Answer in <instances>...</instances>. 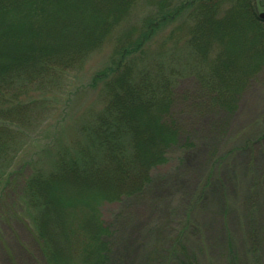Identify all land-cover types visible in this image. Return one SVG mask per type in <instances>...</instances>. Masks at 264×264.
Instances as JSON below:
<instances>
[{"label":"trees","instance_id":"1","mask_svg":"<svg viewBox=\"0 0 264 264\" xmlns=\"http://www.w3.org/2000/svg\"><path fill=\"white\" fill-rule=\"evenodd\" d=\"M138 1L0 0V201L13 187L14 204L5 208L27 223L42 264H109L112 210L182 153L168 120L179 73L197 79L209 106L231 115L264 67L254 61L264 53V23L252 0H143L155 10L140 19L138 33L125 30L110 43ZM191 20L194 27L181 31ZM166 29L167 40L151 51ZM105 44L111 53L104 67L86 88L72 89L71 80ZM86 93L102 105L73 126L70 142L56 146L55 135L38 146L18 190L9 172L16 156L41 141L43 128L61 135L59 125ZM43 158H50L46 165ZM190 224L179 231L177 264H200L188 250Z\"/></svg>","mask_w":264,"mask_h":264},{"label":"rangeland","instance_id":"2","mask_svg":"<svg viewBox=\"0 0 264 264\" xmlns=\"http://www.w3.org/2000/svg\"><path fill=\"white\" fill-rule=\"evenodd\" d=\"M252 2L257 17L264 13V0ZM149 5L143 0L136 2L110 43L125 30L137 32L140 19L155 10ZM192 22H186L181 31L190 25L193 28ZM169 32L158 33L149 49L161 46ZM110 53L111 47L105 44L92 54L71 80L72 89L86 88ZM254 61H264V53L257 52ZM142 67L141 63L137 69L143 72L146 67ZM171 93L168 120L178 129L182 153L169 167L158 169L140 195L112 210L115 227L109 264H177L174 258L180 257V249L176 241L187 220L192 228L188 250L200 264H264V67L241 90L231 115L209 106L208 97L191 74L179 73ZM86 94L59 125L61 135L43 128L37 136L41 141H32L16 156L9 172L15 174L11 181L14 187L17 183L18 190L25 179L20 175L29 171L24 166L34 158L38 146L55 135L56 146L70 142L73 126L88 109L102 105L96 95ZM61 112L57 111L55 120ZM49 160L43 158L42 165ZM14 201L12 187L8 198L0 201V264H42L27 223L5 208V203L13 206Z\"/></svg>","mask_w":264,"mask_h":264},{"label":"water","instance_id":"3","mask_svg":"<svg viewBox=\"0 0 264 264\" xmlns=\"http://www.w3.org/2000/svg\"><path fill=\"white\" fill-rule=\"evenodd\" d=\"M258 18L264 22V13H261L258 15Z\"/></svg>","mask_w":264,"mask_h":264}]
</instances>
